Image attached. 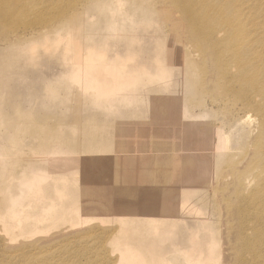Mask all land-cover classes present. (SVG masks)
I'll use <instances>...</instances> for the list:
<instances>
[{
	"label": "rangeland",
	"instance_id": "1",
	"mask_svg": "<svg viewBox=\"0 0 264 264\" xmlns=\"http://www.w3.org/2000/svg\"><path fill=\"white\" fill-rule=\"evenodd\" d=\"M66 13L59 27L69 28L59 37H0V264L138 262L136 247L186 264L193 245L205 251L211 237L213 262L223 264L217 179L233 166L251 169L243 190L259 183L262 173L250 163L255 122L240 110L226 121L222 98L197 67L201 55L194 60L183 30L153 0H74ZM79 57L123 61L140 78L132 90L98 96L72 79ZM146 123L189 135L192 146L173 153L201 160L198 179L187 172L188 180L163 181L165 167L179 174L172 159H162L152 178L148 162L167 155L166 138L155 144L158 128L127 127ZM122 136L133 142L117 145ZM260 250L264 264V243Z\"/></svg>",
	"mask_w": 264,
	"mask_h": 264
},
{
	"label": "bare ground",
	"instance_id": "2",
	"mask_svg": "<svg viewBox=\"0 0 264 264\" xmlns=\"http://www.w3.org/2000/svg\"><path fill=\"white\" fill-rule=\"evenodd\" d=\"M153 1L163 9L166 18L176 28L183 30V41L190 42L186 46L190 55L194 54L193 58L196 53L201 55L202 63H197V67L203 74L202 79L214 87L215 96L222 98L226 121L233 122L235 111L240 110L242 118L255 122L254 127H257L251 131L254 134L251 145L257 155L250 163L262 173L259 183L252 189L243 190L242 184L249 185L253 180L248 175L252 174L251 169L241 170L239 167L229 166L221 170L223 173L217 179L216 201L223 202L219 235L222 244L218 253L222 255V263L248 264L244 258V254L248 253L252 259L250 264H258L259 255H263L260 245L264 243V0ZM73 2L74 0H0V37L18 39L22 34H27L25 31H30L38 40L47 39L52 34L59 37L69 28L59 26L67 24L69 12H66ZM77 59L79 66L73 71L72 79L79 82L85 90H94L98 96H115L132 90L140 78L139 74L126 69L123 61L112 62L104 58L96 60L89 57ZM250 112L258 115L261 121L251 118ZM225 177H231L230 181H225ZM232 191L237 195L233 200L227 195ZM188 203H191L190 200L181 204L183 209L188 207ZM247 204L254 205L257 213L251 216L245 211L243 205ZM249 215L253 218V223H247L251 219L250 217L248 220ZM157 222L156 219L152 220V227L156 232ZM214 240L213 237L210 238L205 251L196 242L186 253V264H215ZM174 248V251L182 250L175 245ZM133 250L140 259L138 262L120 261L118 264H147L144 257L151 258L149 264H179L178 258L172 261L165 256L156 255H162L159 251L151 252L152 257L141 247Z\"/></svg>",
	"mask_w": 264,
	"mask_h": 264
},
{
	"label": "crops",
	"instance_id": "3",
	"mask_svg": "<svg viewBox=\"0 0 264 264\" xmlns=\"http://www.w3.org/2000/svg\"><path fill=\"white\" fill-rule=\"evenodd\" d=\"M138 19V18H137ZM136 18H134L133 20H137ZM124 36V35H123ZM124 38V37H123ZM122 38V39H123ZM121 126H124V124H121ZM132 126H134V128H141V131L143 130V131H146V128H153V124L151 125V124H148V123H146V124H140V125H130V126H127L128 128H130V127H132ZM119 127V126H118ZM117 127V128H118ZM155 127V126H154ZM160 128H162L163 130H160V128H158V127H155V128H158V129H156L155 130V133H154V137H156V138H158V139H156V141H158V142H155V138L153 139L154 140V142L153 143H155V144H159L160 142H159V140H161L162 141V139H163V137H165L166 138V148H165V151H166V153H167V155H164V153L163 154H159V155H157V156H161L162 158H161V160H156L155 158L153 159V161H149L148 163H150L151 164V166H152V168H153V170H154V173H153V176H154V174H155V176H157L158 174L157 173H160L159 172V170L156 168V167H159V165L162 163V159H172V162L171 163H173V165H174V167L177 165V169L175 170V172H177V173H179L178 175H176V176H174L173 178L172 177H170V175L168 174V170H167V168L165 167V169H164V171H163V173H162V175L160 176L161 177V179L164 181V180H167V181H175V180H177V179H179V180H183V181H185V180H188L187 178H185V176H184V174L186 175V173L188 172V173H190L191 174V176L193 177V178H195V179H198L197 178V175H199V170H200V167H201V163L198 161V160H196L195 158H191V157H189V155H187L188 153H189V151L188 152H184V154H185V157H178L179 155H176V154H174L173 152H174V150H173V148H177V147H179L180 146V148L183 146V145H185V146H187V147H191L192 145H190V142L189 141H187V138H188V136H183V135H181L180 133H178V132H174V133H171L170 131H169V129H167V128H164V126H162V125H160L159 126ZM126 140V141H125ZM143 139H140V141H142ZM123 142H126V143H132L133 142V138H130L128 141H127V139H124L123 138V136L122 137H119V141H118V144L117 145H122L123 144ZM204 142V141H203ZM121 150V149H120ZM187 155V156H186ZM182 156V155H181ZM178 163V164H177ZM191 164V166H190V168L192 169V170H189L188 169V164ZM188 165V166H187ZM140 167L141 168H138V169H144V167H146V165L145 166H143V165H140ZM145 170V169H144ZM142 171L141 170H139L138 172H136L135 174H140ZM166 172V173H165ZM168 174V175H167ZM155 176L154 177H152V178H154L155 179ZM190 176V177H191ZM188 177H189V175H188ZM173 181V182H174ZM170 186V185H169ZM160 193V192H159ZM153 196V195H152ZM157 197L159 198V196L157 195Z\"/></svg>",
	"mask_w": 264,
	"mask_h": 264
}]
</instances>
